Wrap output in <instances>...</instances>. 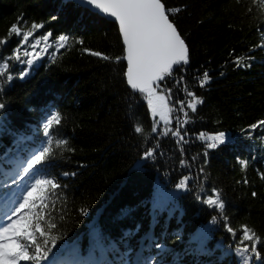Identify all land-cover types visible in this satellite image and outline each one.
<instances>
[{
  "label": "trees",
  "instance_id": "obj_1",
  "mask_svg": "<svg viewBox=\"0 0 264 264\" xmlns=\"http://www.w3.org/2000/svg\"><path fill=\"white\" fill-rule=\"evenodd\" d=\"M163 2L182 9L170 19L190 47L185 86L204 103L190 113V143L183 157L173 138L162 137L156 157L143 159L156 143L148 134L152 118L146 102L126 83V61L114 62L124 55L117 23L76 0H0V38L13 24L27 31L32 23L44 25L37 36L50 31L53 39L70 37L66 48L57 52L53 44L27 77L3 84L0 91V102L7 105L0 111V166L13 165L43 143V124L55 112L61 113L62 125L54 135L75 149L58 151L48 168L63 185L49 209L50 222L57 225L52 235L58 238L60 264H138L152 255L161 264H239L234 249L241 226L264 238V128L247 132L264 119V50L259 48L264 5L260 0ZM18 42L13 37L0 46V57ZM237 57L250 67H237ZM23 67L15 64L11 71L18 74ZM205 69L212 80L201 88L196 77L202 78ZM177 95L185 99L182 92ZM137 122L144 135L134 132ZM200 132H225L227 139L205 158L206 144L196 138ZM181 159L188 168L180 167ZM190 174V187L176 189ZM212 188L226 201L224 212L236 237L225 230L220 210L201 202ZM153 242L164 250L158 252ZM260 251L264 255V244Z\"/></svg>",
  "mask_w": 264,
  "mask_h": 264
},
{
  "label": "snow or ice",
  "instance_id": "obj_2",
  "mask_svg": "<svg viewBox=\"0 0 264 264\" xmlns=\"http://www.w3.org/2000/svg\"><path fill=\"white\" fill-rule=\"evenodd\" d=\"M85 2L118 22L124 55L115 57L114 62L126 61V72L123 74L126 83L146 102L152 118V127L148 134L156 140L153 147L143 152L142 158L156 157L162 137L173 138L183 157L185 145L190 143L187 139L189 136L187 126L192 123L190 113H196L204 100L185 86L184 73L191 62L190 47L177 25L170 19L182 9H169L163 0H85ZM260 3L264 5V0H260ZM20 19L22 20V17ZM43 27V24L32 23L30 30L22 31L19 24H13L7 36L0 38V46L6 45L13 37L19 39L11 53L0 57V91L3 84L27 77L42 55L48 54L53 44L57 52L68 46L70 37L65 34L55 39L50 31L37 36V30ZM259 48L264 50V36L261 37ZM84 51L103 60H113L101 52L91 49ZM240 61L241 58L237 57V67H250ZM15 64L24 65L18 74L11 71ZM177 69L181 73L178 77ZM196 79L203 88L212 80L210 70L205 69L202 78L198 75ZM169 81L174 82L176 87H169ZM178 91L183 93L185 99L179 98ZM6 107L5 103L0 102V111ZM61 125V113L55 112L46 117L43 124L44 142L31 149L24 159H17L13 165L5 163L0 166V264H60L56 252L59 247L58 238L52 235V230L57 225L50 222L52 212L49 209H54L53 197L58 198V192L63 185L48 168L58 151L61 153L75 151L70 147L68 139L54 135ZM262 128L264 119L250 125L247 132L251 135ZM134 132L144 135L140 122L134 125ZM196 138L206 144L203 153L205 158L208 156V150L217 149L219 145L225 144L227 139L225 132L208 136L200 132ZM240 163L242 168L248 165V161L245 160H241ZM179 164L182 168L189 167L184 159H181ZM203 171L201 168L200 172ZM260 175L264 179V173ZM192 180L191 174L182 176L175 188L187 190ZM242 182L249 183L247 179ZM256 195V192H252V196ZM200 199L206 206L220 210L225 230L232 237H236L237 230L228 223L229 218L224 212L226 201L222 198L221 191L212 188L209 194ZM212 219L215 223L217 217ZM261 244H264V238L258 235L255 228L242 225L239 244L234 249L239 264H264V255L260 251ZM152 247L158 252L164 250V245L159 242H153ZM75 264L87 262L76 261ZM138 264H161V261L157 255H152Z\"/></svg>",
  "mask_w": 264,
  "mask_h": 264
},
{
  "label": "water",
  "instance_id": "obj_3",
  "mask_svg": "<svg viewBox=\"0 0 264 264\" xmlns=\"http://www.w3.org/2000/svg\"><path fill=\"white\" fill-rule=\"evenodd\" d=\"M76 1H77L79 4H81V5H83V6H86V7L90 8V9H92V10H94V11H96V12L102 14L100 11L96 10L94 6H89V5L85 2V0H76ZM102 15H105L107 18H109V19H113V20H114V18L109 17L107 14H102ZM116 23H117V26H118V22H116ZM126 67H127V65H126ZM129 87H130V86H129Z\"/></svg>",
  "mask_w": 264,
  "mask_h": 264
}]
</instances>
